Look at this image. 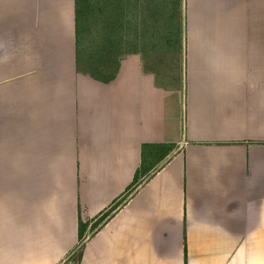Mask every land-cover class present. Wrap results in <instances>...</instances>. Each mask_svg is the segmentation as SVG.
Wrapping results in <instances>:
<instances>
[{"label": "crops", "instance_id": "0c3cea01", "mask_svg": "<svg viewBox=\"0 0 264 264\" xmlns=\"http://www.w3.org/2000/svg\"><path fill=\"white\" fill-rule=\"evenodd\" d=\"M182 1L165 82L78 69L74 0H0V264H72L136 173L76 264H264V0Z\"/></svg>", "mask_w": 264, "mask_h": 264}, {"label": "rangeland", "instance_id": "374dc122", "mask_svg": "<svg viewBox=\"0 0 264 264\" xmlns=\"http://www.w3.org/2000/svg\"><path fill=\"white\" fill-rule=\"evenodd\" d=\"M76 13V32L80 42L84 41L83 54L79 49V68L92 70L95 67L99 74H107L108 68L100 60H93L95 52L101 45H111L117 56L130 51H140L152 64L154 70L167 72L172 82L176 73L182 72L184 6L182 0H79ZM171 17L174 24L166 25ZM170 42L166 41L170 37ZM93 57L90 61L87 58ZM114 57L111 61H114ZM175 74V75H174ZM174 75V76H173ZM86 226L82 236L89 234ZM83 239L81 238V241ZM72 264L76 253L71 255Z\"/></svg>", "mask_w": 264, "mask_h": 264}, {"label": "trees", "instance_id": "16d2710c", "mask_svg": "<svg viewBox=\"0 0 264 264\" xmlns=\"http://www.w3.org/2000/svg\"><path fill=\"white\" fill-rule=\"evenodd\" d=\"M74 4H75V8H74V13H75V61H76V67L78 69H80L79 67V49L81 52V55L83 54V49L85 47L84 45V41L80 42V40L77 38V32H76V13H77V5L79 4V0H74ZM172 16H170L168 22L166 23V25H169V27L173 26L174 22L170 21ZM170 37L167 36L166 41L170 42V40L172 39L171 34H173L175 36V31H170ZM96 56L93 58L92 61L94 60H100L102 61V64L107 62V64L104 66L105 68H108V66L110 64H114L112 67V70L107 73V74H99V71L93 67L94 69L92 70H85L83 69L85 72H88L90 75L99 78L101 80H107L109 78H111L114 74V72L116 71L117 65H118V56L115 52V57H114V48H112L111 45L105 46V45H101L100 48L95 52ZM93 57V55L90 54V57L87 58V61L89 62L90 59ZM114 57V61H111L112 58ZM82 70V69H80ZM137 178V173L136 175H134V178L132 179V182L130 183V185H128L125 189L126 191L116 200L114 201L108 208H106L104 211H102L93 221H91L89 223V229H91V231L89 232V234L93 233L96 229H98L113 213V211L123 202L125 201V199L132 194L133 190H134V186L135 181ZM87 226V222H83L80 219H78V225H77V236H78V243L76 245V247L74 248V251L72 252V254L76 253V258L74 259L75 263L79 261L80 258V253H81V246H82V242L81 238L84 239V236H82V231L86 228ZM86 236V235H85ZM71 254V255H72ZM71 255L69 256V258L71 257ZM71 260V258H70Z\"/></svg>", "mask_w": 264, "mask_h": 264}]
</instances>
